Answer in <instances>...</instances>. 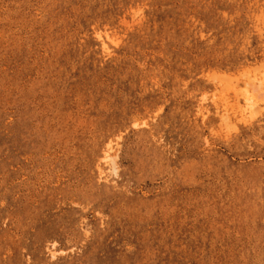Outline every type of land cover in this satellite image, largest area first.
<instances>
[{"label": "rangeland", "instance_id": "rangeland-1", "mask_svg": "<svg viewBox=\"0 0 264 264\" xmlns=\"http://www.w3.org/2000/svg\"><path fill=\"white\" fill-rule=\"evenodd\" d=\"M254 75L264 0H0V264H264Z\"/></svg>", "mask_w": 264, "mask_h": 264}, {"label": "bare ground", "instance_id": "bare-ground-1", "mask_svg": "<svg viewBox=\"0 0 264 264\" xmlns=\"http://www.w3.org/2000/svg\"><path fill=\"white\" fill-rule=\"evenodd\" d=\"M253 75V73H251ZM225 75V74H224ZM243 78V77H242ZM244 83H243V86H242V89L240 90L241 93L239 91H237L234 86H232V91L234 93L235 98L237 97L238 95V92L239 94H242L241 96L243 97V101H244V104L247 108H251V107H254L256 105H260L262 103H264V78H258L256 77L255 75L254 76H248L245 78V80H243ZM242 81V82H243ZM230 84V83H229ZM224 85V84H223ZM225 86V85H224ZM226 87V86H225ZM227 88H230L229 86ZM226 88V91L230 90L228 89L227 90ZM238 88V87H237ZM233 95V94H232ZM233 95V97H234ZM239 96V95H238ZM224 98V97H223ZM227 98V97H226ZM225 98V100H226ZM229 99V98H228ZM238 99V98H237ZM236 99V100H237ZM234 100V98H233ZM227 101V100H226ZM229 101V100H228ZM224 102V100H223ZM234 102V101H233ZM238 101H236L237 103ZM226 103V102H225ZM223 103V104H225ZM239 103V102H238ZM242 103V102H241ZM230 104V103H229ZM226 105V104H225ZM238 105V104H237ZM242 105V104H241ZM239 106V105H238ZM236 107V106H235ZM234 107V109H236ZM242 109L243 107L240 106ZM245 108V107H244ZM246 108V109H247ZM242 109H239V110H242ZM238 110V111H239ZM245 110V109H244ZM243 111V110H242ZM235 113V112H234ZM103 159L104 160H108L111 164V168L114 172L117 171V166H116V161H115V155H111L109 154L107 151L104 152L103 154ZM52 254H54L52 252Z\"/></svg>", "mask_w": 264, "mask_h": 264}]
</instances>
